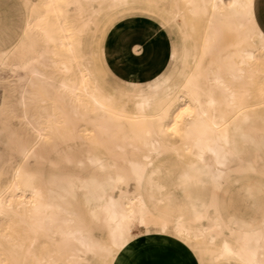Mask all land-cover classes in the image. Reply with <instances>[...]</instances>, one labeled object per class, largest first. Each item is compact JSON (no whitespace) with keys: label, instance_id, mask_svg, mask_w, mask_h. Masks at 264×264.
I'll return each instance as SVG.
<instances>
[{"label":"bare ground","instance_id":"6f19581e","mask_svg":"<svg viewBox=\"0 0 264 264\" xmlns=\"http://www.w3.org/2000/svg\"><path fill=\"white\" fill-rule=\"evenodd\" d=\"M158 2L36 0L25 35L37 29L43 44L28 46L31 40L24 36L22 45L29 50L16 59L0 53V67L15 76L16 95L13 103H7L8 110L34 137L32 141L22 135L31 139L24 141L15 133L9 135L8 144L15 147L21 164L0 188V221L8 220L12 233L0 237V246L8 243L6 250L0 251V259L7 261L0 264H25L13 259L17 258L15 249L25 247L28 240L25 252L37 259L33 264L111 263L132 228L141 226L145 233L156 226L164 232L171 227L179 236L201 238L217 257L233 258L240 264H264V223L257 229H243L245 221L225 218L216 203L210 205L213 214L207 217L209 206L185 188L191 176L180 182L191 204L190 222L178 215L171 225L161 216L165 210L148 202L158 185L154 162L170 149L189 155L194 163L190 167L200 170L201 185L210 186L213 197L220 192L233 156L228 145L236 133L234 121L248 117L259 104L250 101L253 87L257 85V92L264 94V34L253 17V0H187L192 13L207 14V31L199 58L179 86H170L168 77L144 91L125 90L126 96L106 92L86 63L88 54H79L85 35L115 13L138 6L156 10ZM178 15L170 21L174 23ZM228 33L234 39L223 45L221 38ZM184 96L188 101L179 104ZM181 114H187L180 124L182 137L171 148L161 135L164 128L177 126ZM80 124L88 132L82 144L95 148L86 150L83 160L102 170V176L84 179L56 171L43 180L41 163L57 168L62 163L83 161L68 143L76 139L73 132ZM64 128L70 133H60ZM3 131L2 125L0 134ZM52 137L58 142L48 148L45 145ZM98 149L105 156L97 154ZM50 153L56 156L50 157ZM31 162L40 165L36 166L39 170L27 168ZM130 184L138 190L123 192L122 187ZM78 189L83 191L81 205L86 206L79 211L75 207ZM204 219L209 221L206 226L195 224ZM100 230L106 231L108 243L91 236ZM47 240L54 244L47 254L32 250L35 242L44 245ZM77 249L91 256L80 258L73 253Z\"/></svg>","mask_w":264,"mask_h":264},{"label":"rangeland","instance_id":"374dc122","mask_svg":"<svg viewBox=\"0 0 264 264\" xmlns=\"http://www.w3.org/2000/svg\"><path fill=\"white\" fill-rule=\"evenodd\" d=\"M35 1L36 0H22L26 11V22L29 12L34 9L33 4ZM164 10L165 12L168 11L167 15H165L166 13ZM161 11H163L164 15L161 13ZM178 12L179 15L175 18L174 23L171 22L169 18H171V16L173 17L174 14ZM199 16H201L203 20L202 25L199 24ZM135 17L149 18L158 23L159 28L163 27L169 31L173 45L175 46V64L174 70L171 73L169 71L168 76L171 77L170 86H179L182 83L183 76L189 73L190 66L193 64L194 60L199 58L202 51L204 37L207 31V14L203 15L200 13H192L190 10V4L187 3V0H159L156 10L138 6L119 11L112 15L107 21L97 19L99 22H106L103 25H98L99 27H94L90 33L85 35L82 45L79 49V54H88L86 57V63L93 71L96 80H98L99 84L106 92L116 91L117 93L126 96V91L123 89L124 86L112 78L102 67V62L99 59V51L101 43L106 45L110 38V34L105 38L104 36L116 22L125 18ZM50 21H53V19H50ZM153 26H155V28L157 27V25L154 23L146 22L137 24L135 28L141 29L147 27L151 29ZM25 31L26 29L24 30L22 38L15 45L14 49H12L9 53H7L6 50L0 51V53H3L4 55L7 53L8 57L11 56L12 59H16L17 55H19L21 52L23 53V51L26 49L29 50V47L25 48L22 45V43L25 42L24 36L31 40L27 42L28 46H32L36 42V44L39 42L41 45L43 44V42L40 40L41 35L37 29L27 32L28 34L26 33V35ZM221 39V43L226 45L230 43L234 37L228 33L224 34ZM180 54L184 56V59H180ZM14 79L15 76L12 73H10L7 69L0 67V127L2 125L4 126V131L0 134V188L5 186L10 173H12L13 170H15L21 164L20 159L17 157V153L14 150L15 147L8 144L9 135L15 133V135L19 136V138L24 141H27V139L31 137L33 138H31L32 141L34 140V137L29 134L30 132L21 126L19 120L10 114L7 107V103H13L15 99L16 93L14 91ZM176 91L177 89L175 88L174 92ZM252 91L253 95L250 101L259 104L252 108V111L248 117H239L234 121L237 124L236 133L232 137V143L228 145L233 151V156L231 157L228 168L225 170L221 190L216 195V197L212 196L210 186L203 187L201 185L203 176L200 174V170L190 167L191 165H194V163L191 162L192 159L189 157V155L178 154L170 149L154 162V166L157 167L158 171L154 177V180L158 185L156 189L153 188V190L150 192L153 195V199L148 197V202H150V204L158 210H165L161 216L171 225L178 215H181L182 218L187 222H190L193 218L190 201L185 197L183 187L180 183L182 178L186 179L184 177L186 175L191 177H187L188 181L185 188H187L193 198L200 199L205 205L209 206L207 210V217L209 216L210 218L213 214V209L210 205L216 203L225 218H230L231 220L240 219L245 221L246 228L243 229L253 230L263 225L264 94L260 95L257 92V85L252 88ZM184 101H188V98L185 96L182 100H179V104L183 103ZM260 102L262 103L260 104ZM186 118L187 114H181V119L176 126L178 128L174 127L176 129L164 128L161 139L171 148L176 147L180 142L182 137V125L180 124L182 123L181 121L185 120ZM164 124H166V121L162 123V125ZM86 132V127L83 126V124H80L76 126V129L73 132L77 133L76 139L68 141V143L72 145L73 151H75L74 155L81 160H83L86 156V150H95L93 146L82 144V139L85 138ZM60 133H70V131L64 128L60 130ZM22 135L28 138H25ZM31 139L28 140L31 141ZM57 142L58 140L55 139V137H52V139H50V143L46 144L45 146L50 148L54 145V143ZM65 146V144L61 145V147ZM97 154L105 156L100 150ZM55 156V153H50V157ZM40 165L41 167H39ZM40 165L31 162L29 165H27V168H34L33 170H39L40 168L41 173L44 176L43 180H47V177L56 171L80 175L84 179H88L90 176H102L103 172L95 165L84 160L80 163H62L57 168H54L48 162L41 163ZM36 166L39 168H36ZM137 188V186L130 184L128 186H123L122 191L131 194ZM117 194L118 191L115 192V195ZM77 196L79 201L75 203L76 209L78 211L80 209H86L85 205H81V200L83 198V191L81 189H78ZM158 199L160 201H158ZM195 224L199 226H206L209 224V221L204 219L200 222H196ZM150 229L152 232L145 233V228L142 226L140 228H132V232L127 237L126 244L117 250L116 257L121 251H123L122 249H127L130 244H140L165 247L175 252H178L179 250L185 251L198 264H240L233 258L226 259L215 256V254H212L208 251L211 246L209 244H205L201 238H187L179 236L175 234L171 227L168 229V232L162 231L161 227L159 226L154 228L152 227ZM138 230L140 232H137ZM0 232V237L2 235L5 236L8 233H11V225L8 220H5V222L0 221ZM91 236L95 239H100L103 242H109L107 233L104 230L94 231ZM222 237L223 236H220L216 240L217 244L220 243ZM207 240L208 239L206 238L205 241ZM7 245L8 243L6 241L3 242L1 245L2 247L0 246V251H5ZM26 246H30V240L26 241L25 247L15 249L17 258L13 259V261L25 262V264H33V262L37 261L36 258L26 255ZM53 246L54 244L52 241L47 240L46 244L44 245H41L39 241L32 245V250L40 255L47 254L48 251L52 250ZM73 253L80 258L91 256V253L82 249L74 250ZM1 260L7 261V259L3 258L0 259V261ZM113 261L111 263L108 262L107 264H113ZM82 264L85 263L83 262ZM90 264L106 263H101V261L94 260Z\"/></svg>","mask_w":264,"mask_h":264},{"label":"crops","instance_id":"0c3cea01","mask_svg":"<svg viewBox=\"0 0 264 264\" xmlns=\"http://www.w3.org/2000/svg\"><path fill=\"white\" fill-rule=\"evenodd\" d=\"M252 11L257 27L264 34V0H253ZM146 22L157 27L135 28ZM199 24H203L201 16ZM158 25L146 17L125 18L116 22L104 36L110 34L106 45L101 43L99 59L102 67L124 86L123 89L147 90L168 78L169 71L174 70L175 46L169 31ZM25 26L26 11L22 0H0V51L9 53L14 49ZM113 264L198 263L182 250L175 252L165 247L133 244L121 251Z\"/></svg>","mask_w":264,"mask_h":264}]
</instances>
